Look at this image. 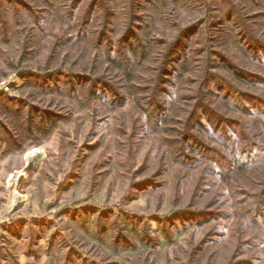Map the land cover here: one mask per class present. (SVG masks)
I'll return each mask as SVG.
<instances>
[{
  "label": "rangeland",
  "instance_id": "374dc122",
  "mask_svg": "<svg viewBox=\"0 0 264 264\" xmlns=\"http://www.w3.org/2000/svg\"><path fill=\"white\" fill-rule=\"evenodd\" d=\"M44 1L0 0V79L20 101L0 105V264H264V0H79L73 24V0ZM108 8L116 42L130 20L151 49L130 81L96 43ZM177 41L187 67L169 63L174 98L156 116L137 101ZM211 75L258 109L202 91ZM104 84L124 101L101 98ZM200 97L218 130L188 125ZM186 133L246 167L184 158Z\"/></svg>",
  "mask_w": 264,
  "mask_h": 264
},
{
  "label": "trees",
  "instance_id": "16d2710c",
  "mask_svg": "<svg viewBox=\"0 0 264 264\" xmlns=\"http://www.w3.org/2000/svg\"><path fill=\"white\" fill-rule=\"evenodd\" d=\"M49 1L52 2L51 0ZM73 1H74L73 5L70 8V11L73 13V16L71 18L72 24L75 23L74 16L77 14L78 5H79L78 4L79 0H73ZM44 2L48 4V7L46 6L45 9L47 10V12H49L50 11L49 7L51 5L50 3H48L47 0H45ZM96 6H97L96 1L89 2V5L87 6V8L85 9L82 15V20H81L82 26H85V25L88 26L90 22H92L93 19L95 20L97 19L98 15H97ZM111 9L113 10V7ZM111 9L108 8V16L104 18L105 26L102 28V30H98V33L100 34H98L96 37V43H98L100 47H102V45H104V40L106 41L107 47L104 52L110 53L107 56V60L116 65L117 69L122 72L123 77L126 81H130L132 77L134 76L136 68L139 67V65H141L142 63L145 62V60L148 59L151 49L149 47L146 48L147 45L146 43H144L145 42L144 40L142 42L137 40L139 39L140 33H138L135 29L137 27L141 28L142 24L140 25L135 24V22L130 21V20H129L130 25L124 28V30L122 31V34H120L118 38V42H116V39L114 38V35H113V30H114L113 26L115 25V21H114V25L112 21L114 12H112ZM106 19H107V22H106ZM80 30L83 31L84 28H81ZM80 33L81 32H79V34ZM188 33L185 32L183 37H186L187 35V38H188L189 36ZM115 43L118 45L116 46ZM180 45H182V42L180 41L173 42L171 44L169 49L164 54V59L162 60L160 72L158 73L155 87H153L152 92L146 98L145 101L143 102H140V100L137 101V103L139 104V107L147 111H152L153 113L156 114V116L159 113L166 114L165 110L169 107V105L172 103L171 100L174 98V93L172 92V90L168 88L169 85H172V82H171L172 80L170 78L172 71L169 70L168 67H169L170 62H172V65L174 66V62L180 63L182 61V60L179 61L180 58L182 57L181 52L183 51ZM112 52H115L117 56H114L113 54H111ZM180 65L183 68V70L185 69V67H187L186 64H183V62H181ZM177 69L178 68H176L175 73H178ZM22 75L27 79L25 83H30L29 82L30 77H35L36 79L39 78L35 73L33 72L30 73L29 71L23 72ZM213 75L209 77V80H206V82H204L203 85H205V88L202 91L206 93L208 92L209 94L212 93L213 95L218 94L219 98L230 101L229 104H231L234 107H239L241 109L248 108V111H251L253 113L255 109H258L257 107L252 106L253 100L250 98L251 97L253 98V96H251L250 94H245V93L243 94V93L236 92L235 90L225 86L224 84H219L218 82H212L211 77ZM49 76L47 75L46 76L47 78H43V80L45 82L51 81L53 76H51L52 78ZM105 85L106 84H104V86L99 85L98 86L99 88L97 87V89H95L94 86L92 87L95 89V91H102V94H99V93L97 94L103 99L108 98L107 100L110 101L111 103L114 100H117L118 98H120L121 92H119V90H115L113 87V89H110V91H106L107 89H105L106 87ZM173 85L175 87L176 83L175 84L173 83ZM93 88H92V91H93ZM213 90L215 91L213 92ZM105 92H107V94H105ZM120 100H121L120 101V104H121L124 100H122L121 98ZM19 104H20V101L17 98H8L6 94L0 93V105L1 106L7 108L8 110H13L17 108L19 110ZM259 111H264V110H259ZM49 115L50 114L47 115L48 116L47 118H51V116ZM219 118H220V115H218V112L214 110L213 108H211L207 104V101H205V99H201L200 97L199 101L190 110L187 122H188V125H190V128L192 129H198V128L202 129L201 127H204V125L209 124V125L214 126L215 131H216L219 129V127H221L220 126L221 120ZM25 121H26L25 123L29 127H30V124L33 123L31 118L29 119V115H27V118L25 119ZM225 128H227V126H225ZM37 129L40 131L41 127L38 125ZM186 134H187V137H186L185 144L187 145V148L186 150H184V152L179 153V155H182L184 158H189L190 160H194L196 159V157L193 155L198 154V153H206V155H209L210 157H212L214 161H216L219 165L226 164L228 166V168L226 167L224 168L225 173H228L231 168L237 169V168L246 167V163L239 162L240 160L238 159H242L239 153H234L236 160H232L231 157L228 158L227 156H224L225 154H223L222 152L219 153L220 152L219 150L211 147L210 145L202 143V141H199L198 138L194 134H188V133ZM250 142L253 143L252 141ZM228 149L234 150L232 148V145H228ZM254 204L255 205L253 207L254 209L253 211L255 212L256 217H261L264 222V187L255 196Z\"/></svg>",
  "mask_w": 264,
  "mask_h": 264
},
{
  "label": "built area",
  "instance_id": "2783aa9c",
  "mask_svg": "<svg viewBox=\"0 0 264 264\" xmlns=\"http://www.w3.org/2000/svg\"><path fill=\"white\" fill-rule=\"evenodd\" d=\"M0 93H4L8 98H14L15 93L12 89V84L7 79H0Z\"/></svg>",
  "mask_w": 264,
  "mask_h": 264
},
{
  "label": "bare ground",
  "instance_id": "6f19581e",
  "mask_svg": "<svg viewBox=\"0 0 264 264\" xmlns=\"http://www.w3.org/2000/svg\"><path fill=\"white\" fill-rule=\"evenodd\" d=\"M38 155H39V151L37 149H34L32 151L27 152V154H26L27 161L31 162V163H34L36 161ZM18 197H19V194H16L15 195V199L18 198Z\"/></svg>",
  "mask_w": 264,
  "mask_h": 264
}]
</instances>
